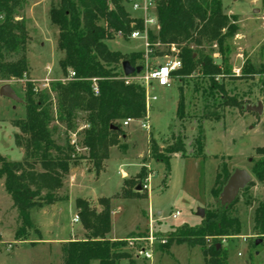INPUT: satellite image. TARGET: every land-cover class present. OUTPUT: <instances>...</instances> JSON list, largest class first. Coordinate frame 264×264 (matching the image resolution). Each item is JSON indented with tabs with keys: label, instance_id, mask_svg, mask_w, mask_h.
Here are the masks:
<instances>
[{
	"label": "trees",
	"instance_id": "16d2710c",
	"mask_svg": "<svg viewBox=\"0 0 264 264\" xmlns=\"http://www.w3.org/2000/svg\"><path fill=\"white\" fill-rule=\"evenodd\" d=\"M264 5V0H261ZM128 0H50L48 18L56 32V50L60 54L58 67L63 78L69 72L75 76L64 82L55 81L47 87L30 81L26 57L29 40L26 21L19 12L27 0H0V82L21 80L26 115L12 122L18 130L15 144L23 147L24 157L10 161L0 155V182L10 197L16 212L15 241H27L29 230L34 229L31 211L67 201L60 196L64 179L82 162L96 174L104 170L109 149L117 146L126 152L123 121L139 120L145 113L143 86L137 82L126 83L121 62L128 60L132 66H143V53L122 54L110 50L107 41L119 34L124 40L134 30H142L139 17H131L125 8ZM158 30L148 31L149 57L162 56L170 46L176 49L181 68L172 73L179 83L198 73L207 86L202 90L203 109H213L210 116L218 118L226 108L246 106L238 95L227 90L229 82L249 80L264 73V63L244 62L241 76H231L228 64L231 39L238 32L236 15L223 13L222 0H152ZM19 17V19H18ZM215 45L220 63L214 62L211 51ZM209 50V51H208ZM221 81L218 82V78ZM94 86L97 94L94 93ZM198 86V85H197ZM199 87V86H198ZM202 87V86H200ZM234 88V86H232ZM180 90L177 118L185 115V97ZM264 105V101H263ZM60 128L62 130H60ZM63 135L60 142V136ZM172 143L160 148L150 135L148 159L163 162L168 171L172 154L186 156V147L179 135H172ZM193 157H202L204 137L202 127L194 140ZM85 154H81V151ZM261 158L251 161L248 173L252 181L239 192L233 203L221 206L219 193L232 172L225 164L218 169L211 195L215 208L207 211L197 226L175 228L166 237L165 248L173 243L199 247L204 264H226L220 256L221 241L241 234L243 224L235 205L239 196L244 205L252 207V231L264 238V194L253 198L250 188L264 186V150ZM146 173L143 165L139 172ZM127 181L119 197L135 198V192L126 190ZM138 187V186H137ZM136 187V188H137ZM135 188V189H136ZM82 238L69 239L60 245L61 264H135L125 240H112L111 207L108 198H98L95 206L87 200H75ZM134 236L131 234L129 237ZM210 239L209 246L206 241ZM37 242H30L31 245ZM260 243V244H261Z\"/></svg>",
	"mask_w": 264,
	"mask_h": 264
},
{
	"label": "rangeland",
	"instance_id": "374dc122",
	"mask_svg": "<svg viewBox=\"0 0 264 264\" xmlns=\"http://www.w3.org/2000/svg\"><path fill=\"white\" fill-rule=\"evenodd\" d=\"M49 3L50 0H27V5L19 12V16L26 21L29 35L27 78L40 88L63 78L58 67L60 54L56 50V32L48 18ZM125 8L131 17L140 16L139 12L133 11L130 0ZM222 9L223 13L238 17V32L230 41L228 60L231 68L228 77H238L246 60L255 65L264 63V5L261 0H222ZM120 36L106 42L110 50L125 55L143 52L142 39L124 40ZM167 49L160 48L164 51L162 56L149 57L151 67L177 52L173 53L172 46L170 52ZM216 50L213 45L211 54L214 62L219 64L220 56ZM235 70H239L238 74ZM198 76V73L192 74L182 83L172 80L168 88L152 87L149 94L155 99L149 101L144 116L139 119L147 123L148 130L142 129L140 122L123 127L127 136L120 143L126 145V152L121 153L117 146L111 147L104 170L99 174L89 169L86 162H82L77 171H72L64 179L59 193L61 197L67 196V201H57L31 211L34 229L29 230L27 241L14 240L17 216L0 182V264H61L60 242L82 238L79 219L74 221L77 198L87 200L92 206L96 205L98 198L110 200V237L116 241L136 240L133 246L127 244L135 264H204L199 247L173 243L165 248L166 237L177 227L199 225L202 218L196 215L198 209L202 208L205 214L215 208L211 190L221 165L225 164L230 172L234 169L249 171L251 161L263 155L259 151L264 150V73L255 74L247 81L224 80L229 82L227 90L230 94H237L244 106H256L261 102L260 114L226 108L218 118L209 115L213 111L211 107L203 109L201 92L207 84ZM220 81L221 77L218 78ZM4 84L9 85L14 98L0 95V155L7 160L18 161L24 157V149L15 144L18 130L12 122L24 119L26 115L21 88L23 81L0 82V87ZM180 90L185 97L182 119L177 118ZM198 126L203 131V156L193 157ZM150 135L160 148L172 143V135H179L185 144L186 156L172 154L167 171L163 162L148 159ZM62 138L63 135L60 142ZM81 154L85 152L82 150ZM143 165L146 173L140 179ZM122 173L126 175L123 177ZM124 181L128 182L125 188L128 192L137 193L135 198L118 196ZM145 183L147 189L143 188ZM137 186H140V191H136ZM250 194L253 198L262 196L264 186L256 184L250 188ZM244 201L245 197L240 195L235 205L243 224L241 234L221 241L220 256L226 264H264V244H254V239L259 237L251 228L253 208L245 206ZM175 212L179 215L173 219L171 215ZM150 218L152 233L148 227ZM131 234L134 236L129 237ZM150 237L152 241L148 240ZM36 241L41 242L30 244ZM206 244H212L210 239ZM140 247L152 255L151 259L136 257V250ZM91 264L97 262L92 261ZM123 264L129 263L124 261Z\"/></svg>",
	"mask_w": 264,
	"mask_h": 264
},
{
	"label": "built area",
	"instance_id": "2783aa9c",
	"mask_svg": "<svg viewBox=\"0 0 264 264\" xmlns=\"http://www.w3.org/2000/svg\"><path fill=\"white\" fill-rule=\"evenodd\" d=\"M130 5L133 9V11H137L140 13L139 18L142 20L143 23V29L142 30H134L129 35V39H142L143 41V66L142 71L139 74L125 77L126 83L129 82H137L143 86L144 89V97H145V107L148 108L149 101L151 99H155L152 96H150L149 91L152 87L158 86L163 88H168L171 86L172 81V73L177 71L181 68L182 64L181 61L178 59L176 55H173V57L166 56L165 60L162 63H159L155 67H151L148 63L149 54H150V48H149V42H148V31H156L158 30L159 26L157 23V19L154 14V4L152 0H130ZM120 35V34H119ZM173 53L176 52V49L174 46H172ZM145 62V63H144ZM236 74H238L239 70L234 71ZM75 76L74 72H69V75L67 78H62L60 81L64 82L66 80H69ZM48 80H45L47 82ZM43 87H47V85H43ZM94 93L97 94V88L94 86ZM133 122H140V126L142 129L148 130L149 126L145 121L142 120H133V119H126L123 121V127H127L129 124ZM144 189H147L148 186L145 183L143 185ZM178 212H175L171 215V218L175 219L178 217ZM78 217L75 216L74 221H77ZM148 227L150 230V233H152V219H149ZM152 235V234H151ZM148 239V238H147ZM137 240L142 241V238H138ZM148 240L152 241V237H150ZM127 244L130 246L134 245V242L136 240L134 238H129L125 240ZM165 241L163 240L162 243ZM262 243L264 244V238L262 240ZM136 257L151 259L152 255L145 251L144 247H140L136 250Z\"/></svg>",
	"mask_w": 264,
	"mask_h": 264
},
{
	"label": "water",
	"instance_id": "95a60500",
	"mask_svg": "<svg viewBox=\"0 0 264 264\" xmlns=\"http://www.w3.org/2000/svg\"><path fill=\"white\" fill-rule=\"evenodd\" d=\"M235 1V0H233ZM121 70L125 77L139 74L142 71L141 66H132L128 60L121 62ZM0 95L14 98L11 89L8 84H4L0 87ZM246 111L260 114L262 112V104L259 102L256 106H246ZM252 181L251 175L245 169H234L228 177L226 183L222 187L217 202L221 206L230 205L237 198L240 191H242ZM140 186L136 188V191H140ZM196 215L200 218L204 217V210L198 209ZM256 245L261 243V240H256ZM219 248V245H217Z\"/></svg>",
	"mask_w": 264,
	"mask_h": 264
},
{
	"label": "crops",
	"instance_id": "0c3cea01",
	"mask_svg": "<svg viewBox=\"0 0 264 264\" xmlns=\"http://www.w3.org/2000/svg\"><path fill=\"white\" fill-rule=\"evenodd\" d=\"M171 85H172V81H171ZM161 88H163V87H161ZM129 125H130V124H129ZM129 125H128V126H129ZM128 126H127L126 128H128ZM126 136H127V135L125 134V138H126ZM77 170H78L77 168H74L72 171L75 172V171H77ZM125 175H126L125 173H122V176H123V177H124ZM158 213H159V211H158ZM111 239H112V238H111ZM112 240H113V239H112ZM36 242L39 243V242H41V241H36ZM63 242H65V241L60 242V244L63 243Z\"/></svg>",
	"mask_w": 264,
	"mask_h": 264
}]
</instances>
